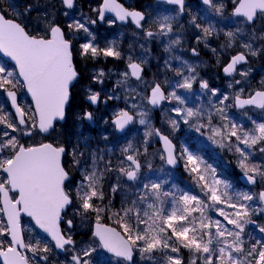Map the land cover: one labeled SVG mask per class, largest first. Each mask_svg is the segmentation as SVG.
I'll return each instance as SVG.
<instances>
[{
	"label": "snow or ice",
	"instance_id": "snow-or-ice-1",
	"mask_svg": "<svg viewBox=\"0 0 264 264\" xmlns=\"http://www.w3.org/2000/svg\"><path fill=\"white\" fill-rule=\"evenodd\" d=\"M164 2L176 6V15L150 21L143 12L125 8L116 0H101L92 9L95 18L81 13L80 19H76L77 0H59L60 14L68 21L45 10L43 20L36 21L35 33L24 21H30L34 12L40 15L38 3L29 0L22 11L17 3L6 0V6L0 4V54L14 62L12 70L0 63V89L7 93L15 110L13 114L0 106V264H52L50 254L54 249L71 253L66 264H94L89 258L100 250L111 254L113 259L107 264H137L136 256L141 264H158L156 253L162 254L167 264H183L181 249L190 253L189 264H264V238L256 239L245 232V226L253 223L250 216L264 213V207H254L257 201L264 204V189L259 193L233 190L231 184L217 178L216 169L197 151L181 145L177 152L169 135L153 128L147 119L149 105L155 108L164 101H175V106L167 109L176 114V118L168 120L173 130L182 122L202 136L207 133V139L220 149H234L246 183L259 182L264 186V120H255L248 114L251 109L264 113V80L258 89L245 94L244 85L251 69L241 67L251 57L264 55V0H231L230 13L225 0H201L212 16L230 19L234 30L218 29L207 15L192 16L189 20V25L198 30L197 45L210 48L217 56V64L220 56L228 54L222 70L225 76L232 77L228 84L232 92L210 87L207 80L200 78L196 65L172 55L183 40L174 31L173 22L184 15L186 5L185 0ZM107 13H113L115 18ZM117 21L132 23L140 30L143 43L139 44V55L134 54L132 44L125 55L115 41L105 46L97 43L92 26L111 27ZM221 33L224 39L218 51L210 47L209 38L220 39ZM245 36L247 39H242ZM162 38H167L164 51L169 54L164 64L175 72V77L159 82L154 76L149 82L144 77L145 66L153 58L150 44ZM254 41L262 43L257 47ZM237 48L242 50L229 51ZM191 52L193 56L200 55L196 47ZM110 57L126 62L115 87L111 92L105 87V77L111 72L94 69L84 87L87 107L81 105V110L75 112L73 89L85 79L78 64H95ZM173 60L179 64L174 66ZM197 83L198 94L193 91ZM94 85L101 87L97 90ZM15 89H25L30 94L29 107L18 104ZM181 89L184 93L179 92ZM185 93H192L197 99L207 97V105L187 106ZM121 98L125 107L113 109L111 119L100 117L103 123L113 132H124L139 117L138 123L146 130L143 151L129 142L113 162L112 149L91 147L90 137L84 134V121L96 124L99 105L107 107L109 101ZM232 108L244 110L242 115L248 117L251 126L232 119L228 115ZM69 125L73 129L69 135L77 137L75 144L67 138L61 142L58 137L56 143L22 142L25 137L47 140L58 126ZM77 128L79 131H75ZM153 136L164 145L162 152L155 153L162 162L155 169V179L154 165L148 158L149 138ZM102 138L109 139L107 135ZM257 156L259 159H254ZM181 163L200 189L199 194L171 183L172 173L166 166L174 169ZM111 173H116V182L106 188ZM125 177L130 183L123 182ZM117 192L121 194L120 207L114 210ZM218 205L233 211L226 213L215 207ZM208 208L227 223L206 215ZM22 214L31 218L35 228L50 240H26L22 234ZM77 217L81 225L93 222L92 242L82 248L77 247L73 238ZM103 220L113 221L120 230L101 223ZM259 231L264 233V226H259ZM99 264L106 262L101 259Z\"/></svg>",
	"mask_w": 264,
	"mask_h": 264
},
{
	"label": "flooded vegetation",
	"instance_id": "flooded-vegetation-1",
	"mask_svg": "<svg viewBox=\"0 0 264 264\" xmlns=\"http://www.w3.org/2000/svg\"><path fill=\"white\" fill-rule=\"evenodd\" d=\"M101 0H77V7L78 11L76 12V19H80L81 13L84 16H91L95 18V13L92 11L93 8L97 7L100 4ZM117 4L122 5L125 8L129 9H135L138 11H141L145 14L146 19L150 21H155L157 18L162 16H174L176 15L174 9L176 8L175 5H169L164 2V0H116ZM225 3L227 5V11L230 13L232 5L231 0H225ZM58 6L59 12L57 13V16L61 19V21H68V17H65L60 14V4H56ZM55 5V6H56ZM186 10L183 16L178 17L177 21L173 22L174 31L176 33H179L182 35L183 40L181 42V46H177L174 48V51L172 55H178L182 57V59L187 60L190 64L196 65V71L199 73V76L201 79L207 80L209 82L210 87H217L220 88L222 91L225 92H232L233 89L228 88L229 82L232 80V77H227L223 73L222 66L224 62L229 58L228 54L225 53L223 56H220V64H217V56L213 55L210 48H204L203 44L197 45L195 36L198 34V30L194 27H191L189 25V20L192 16L196 17H203L207 15L209 19H211L214 23H216V26L218 29L224 28L225 30H229L231 28L234 30V27L231 23L230 19H224L220 20L218 17H214L211 15V10L207 9V6L203 5L201 0H185ZM53 6V7H55ZM52 10V9H51ZM54 11L52 10L51 13ZM107 15L111 18H115L113 13H107ZM178 25H183V28L181 29ZM66 27V23L64 24ZM147 26V25H146ZM227 26V27H226ZM93 31L96 33V41L101 46L107 45L109 41H115L116 46L125 54L130 51L129 44L133 45L134 54L139 55L140 48L139 44L143 43V40L140 36V30L135 28V25L132 23H121L120 21H117L116 25L109 26L107 24H97L95 26H92ZM153 30H155V27L153 26ZM134 33H136L134 35ZM81 36L83 34H80ZM223 35L221 33V38L216 39L215 37L209 38V44L211 48H216L218 51H220V45L223 43ZM167 42V38H162L159 41H152L150 44L151 47V55L152 59L149 60L148 65L145 66V79L149 82L152 81L153 77L155 76L159 82H163L165 78L171 80L175 77V72L170 71L165 67L164 60L166 57H168V53L164 51V44ZM257 47L260 46V42L257 41ZM193 47L198 48L200 51L199 56H193L191 49ZM259 58H264V55L258 56ZM198 59L203 60V65L197 62ZM172 64L178 65L179 61L173 60ZM261 66V65H260ZM255 67L253 64L252 58L249 59V63L247 65H242L243 68H252L255 69V74L250 73V75L247 77V85L246 87V93L247 91H252L255 89H258L260 87V82L264 80V61L261 67ZM126 67V62L124 60H115L113 58H108L106 61L102 58L99 63H87L85 64L84 61H80L78 64V68L80 69L82 75L85 77V79L82 81L81 84L77 85L75 89H73L74 94V101H73V109L75 112H79L81 110L80 106L83 105L85 108L87 107V101L84 99V87L89 83L87 77H89L92 74V71L103 69L106 73L111 72L110 76L105 77V87L108 89L109 92H111L112 88L115 87L116 80L119 78L118 74L120 72H123ZM85 68V69H84ZM237 79V77H235ZM94 87L98 90L101 86L100 85H94ZM240 87V86H235ZM23 90V93H22ZM120 91L119 89L117 90ZM193 91L195 93H199V84H194ZM180 93H184V90H179ZM188 96L187 100V106H200V105H207V97H201L197 99L196 96H194L192 93H185ZM18 95L20 96V106L22 107H29L30 105L24 101V89H20L18 92ZM176 102H172V106H175ZM165 106L160 109V111H154L150 106H148L151 111L148 113V120L153 128L159 129L163 134L169 135V138L172 140L174 145L176 146L177 152L180 151L181 145H187L189 146L193 151H197L199 155H201L205 161L213 165L215 163L216 159V145L212 144L211 141L207 139V133L205 135H200V133L195 132L192 129H189V127L182 122L180 123V127L176 130H173L171 125L169 124L167 120V116L164 115ZM125 107L124 99L121 98L117 101H109L107 107L102 103L99 105V112L96 113L97 116V122L98 127L96 129L90 128L88 125L84 122V134L88 137H90L89 144L93 149L99 148L102 150L112 149L119 147L121 145L122 147L126 146L124 140L125 137H127L131 132V129L128 130V132L121 138L116 136L115 132L112 131V128L109 125H106L103 123V120L100 119V117H105L106 119H111V113L112 110L115 108H123ZM135 111V110H133ZM244 110H237L236 108H232L228 110V115L233 118L234 120L242 121L245 125L251 126L250 121L248 120L247 116L242 115V112ZM176 117V114L173 113ZM248 114L255 120H264V114H262L260 109H251L248 111ZM74 117V116H73ZM73 119V118H72ZM80 122L78 121L77 124ZM105 128L107 132L103 134L107 135L109 139L105 141L102 139L100 142L98 140V134L101 132V130ZM71 125H69L68 128H63L58 126L56 129V133L53 134V136H49L47 140H43L41 137H35L34 139L31 138H23L24 143H41V142H52L56 143V137L59 138L61 142H63L66 138L71 141L72 144H75L77 142L76 136H71L69 133L72 131ZM75 131H79V128L75 129ZM141 136V135H140ZM176 140H175V138ZM128 139L131 137L128 136ZM144 137H142L143 141ZM157 139V138H156ZM150 144L148 147V158L153 160V154L154 149H156V152L163 151L159 141L156 140L152 143L151 137L149 138ZM156 146V147H155ZM141 151H143L142 145H141ZM113 153V152H112ZM113 162L116 160L112 158V155L110 157ZM143 157H141V160L143 161ZM256 160L259 159V156L255 158ZM182 169L180 170L179 178L181 181L188 178L187 173L184 172L183 169V163ZM215 168V166H213ZM155 166H154V174L157 176L158 173H155ZM168 170V169H167ZM74 176L78 177V173L75 169L72 170ZM111 184L114 182H110ZM107 183L106 185L108 186ZM105 185V186H106ZM258 189V192L262 189ZM255 189H252L254 191ZM190 192H194L196 194L200 193L199 188H192ZM260 213L257 214V216H254L252 218L258 220L261 219ZM22 224L23 225H31L32 222L30 219L22 217ZM253 220V219H252ZM255 222V221H253ZM251 224V223H250ZM249 226V225H247ZM31 227V226H29ZM35 239H39L37 236H34ZM157 256L160 255L156 254ZM93 260L94 264H99V261L103 259L106 264L108 261L113 259L111 255L107 254L103 250H100L97 253L96 260H94L92 257L90 258ZM137 260V264H141L139 257H135ZM144 264H151L150 261L144 262Z\"/></svg>",
	"mask_w": 264,
	"mask_h": 264
},
{
	"label": "trees",
	"instance_id": "trees-1",
	"mask_svg": "<svg viewBox=\"0 0 264 264\" xmlns=\"http://www.w3.org/2000/svg\"><path fill=\"white\" fill-rule=\"evenodd\" d=\"M29 0H7V3H17L19 6H20V10L22 11L23 10V6L28 3ZM31 2L33 4H39V8H40V15L37 16V14L34 12L32 14V17L30 18V21H24L25 23H28L29 25V30L34 32L36 31V24L32 23V18L33 17H38L40 18L41 20H43V13L44 11L46 10L47 12L51 13V7L55 6L57 3H59V0H31ZM0 4H5L6 6V0H0ZM11 18V17H10ZM42 26V25H41ZM0 63H3L1 60H0ZM4 64V63H3ZM1 91V89H0ZM2 92H0V100L3 102V104H5L6 106V103H4V99L2 98ZM73 120H75V117H73ZM76 123H78V121H76ZM61 140V139H60ZM133 141V142H132ZM132 141H130L134 147H138L141 148V145H142V141H140L138 138H133ZM221 162H218L217 164V167H216V174H217V178L221 179V180H224L226 182L230 181V184L232 183L233 184V187L235 190L238 188L237 185L235 184L236 183V179H232V178H229L228 179V176L227 173L225 172V168L221 167L220 166ZM237 167V166H235ZM238 168V167H237ZM235 170V169H234ZM123 182L126 183L125 179L123 178ZM173 182L177 185V180L174 179ZM172 180H171V183H173ZM178 186V185H177ZM108 186L106 185V188ZM120 200H121V194H120ZM120 200L119 201H116L115 199L113 200V204L115 206L114 210L115 209H118L120 207ZM258 202V201H257ZM261 207V205L259 204H256L254 205V207ZM215 207H218V208H223V210L226 212V213H230L233 211V209H230V208H227L225 207L224 205H218V206H215ZM209 216H211L213 219H218V218H222L223 221H221L222 223L226 224L227 222L224 220V217L220 216L216 211H211L208 213ZM260 215H262L263 217V220H264V215L263 213H261ZM260 221V220H259ZM101 223H105V224H108L112 227H116L118 230H120L117 226L116 223H114L113 221H110V220H103L101 221ZM260 223H262V220L260 221ZM92 224L93 222L92 221H86L83 225L80 224V220H79V217H77V227L76 229L74 230L76 235H78V232H80L79 235H81V233H86L88 236H90L91 239L92 236H91V231H92ZM229 228H231L232 226L231 225H227ZM245 232L247 234H249L251 237H254L256 239H259V238H264V233H261L259 231V228H251V227H247L245 226ZM74 237H77V236H74ZM41 240H44L42 238H40ZM180 255L183 257L184 259V264H187L188 261L190 260V253L186 250V249H181V252H180ZM50 260L52 262V264H66V262H70V257H68L67 255L64 256V255H59L57 254L55 251H53L52 254H50ZM96 260V258L94 259Z\"/></svg>",
	"mask_w": 264,
	"mask_h": 264
},
{
	"label": "rangeland",
	"instance_id": "rangeland-1",
	"mask_svg": "<svg viewBox=\"0 0 264 264\" xmlns=\"http://www.w3.org/2000/svg\"><path fill=\"white\" fill-rule=\"evenodd\" d=\"M259 27H260V25L258 24L257 25V28L259 29ZM242 39H247V36H245V37H242ZM260 42V44L262 43L261 41H259ZM256 46H257V41H254L253 42ZM237 50H242V49H232V50H229V51H232V52H234V51H237ZM252 58V61H253V64L255 65V67H259L260 65L262 66V64H263V61H264V58H259L258 56L257 57H251ZM260 66V67H261ZM249 68V67H248ZM251 69V71H250V73H252V74H255V72H256V70L255 69H252V68H250ZM237 77V79H244V78H241V77H239V76H236ZM245 85H247V83L245 84ZM244 85V86H245ZM1 92V91H0ZM171 106H172V103H168L166 106H165V111H164V115H168V116H172L173 117V113L174 112H168L167 111V109H170L171 108ZM262 114H264V113H262ZM147 119H148V117H147ZM233 119V118H232ZM263 119H264V117H263ZM139 120V117H137V121ZM145 126L144 125H141V124H139V123H137V126L136 127H134L133 128V130L131 131V133L128 135V136H130L131 138H134L135 136H137V135H141V137H144V133H145ZM127 138V137H126ZM125 138V139H126ZM157 137H151V140H152V143L154 142V141H156V140H158V139H156ZM174 138H175V136H174ZM235 138H233V140H234ZM175 140H176V138H175ZM177 141V140H176ZM127 145V144H126ZM156 147V146H155ZM242 147V146H241ZM216 149L219 151V153H220V155H221V157L219 158L218 157V159H220V162H221V164H220V166L221 167H223V168H225L224 170H228V172H227V175H229L228 176V179L229 178H234L236 175H237V173L238 172H240L239 173V175H241V174H243V172H242V170L238 167V165H237V156H238V154L237 153H235V151H234V149L232 150V151H229L227 148H225V149H220L219 147H217L216 146ZM154 152L156 153V149H154ZM155 153L153 154V160H152V163H153V165L155 166V168H159V166L161 165V161H160V159H159V156L158 155H155ZM256 158V157H255ZM254 158V159H255ZM218 159H215L216 161L218 160ZM235 166H237V167H235ZM235 169V170H234ZM169 171V170H168ZM174 173H172V176L170 177V181L172 180V182H173V180L174 179H176V180H178V182L180 183V188L181 189H183V190H186V191H190L192 188H197L194 184H193V182H192V180L190 179V177L187 175V177L188 178H186V179H184L183 181H181L180 180V178L179 177H177V176H179V172H178V175L177 174H174ZM234 174H236V175H234ZM176 175V176H175ZM239 175H238V177H239ZM235 179V178H234ZM228 183L230 184V181H228ZM111 184V183H110ZM238 184V183H237ZM231 185H232V187H233V184L231 183ZM238 188L235 190L234 188H233V190H235V191H237V192H249V191H247V190H245V189H243L242 187H240V186H237ZM258 188H260V189H264V186H262L260 183H259V187ZM250 192H252V193H259L258 192V189H255L254 191H250ZM210 203V202H209ZM244 203H249L248 201H245ZM211 211H214L212 208H208V209H205V214L206 215H209L208 213L209 212H211ZM261 214V213H260ZM196 215H199V213H197ZM254 216H257V214H254V215H251L250 216V218H252V217H254ZM261 217V219H263V217H262V215L260 216ZM220 221H223V219L222 218H218ZM247 225H250V223L249 224H247ZM259 226H264V221H263V223L262 224H258V226H257V228H259ZM250 227V226H249ZM24 230H25V232H26V234H28V236H27V238L28 239H35L34 237H33V232H32V230L30 229V228H26V227H24ZM80 234V232H78V235H76V233H75V231H74V233H73V238H75L76 239V242H77V247L78 248H82V247H86V246H88L91 242H92V239H91V241L89 242V241H85V240H83V238H82V236H83V233H81V235H79ZM85 235V234H84ZM74 236H77V237H74ZM84 237V236H83ZM156 254H159V253H156ZM173 255H175V254H173ZM96 256H97V253H93L92 254V258L93 259H95L96 258ZM68 257H70V260H71V253H68ZM90 257V258H91ZM89 258V259H90ZM157 258H158V261H160V260H162L160 263H158V264H167V261H166V259L163 257V255L162 254H160V257H158L157 256ZM190 259V258H189ZM183 264H184V259H183ZM187 264H189V261H188V263Z\"/></svg>",
	"mask_w": 264,
	"mask_h": 264
},
{
	"label": "bare ground",
	"instance_id": "bare-ground-1",
	"mask_svg": "<svg viewBox=\"0 0 264 264\" xmlns=\"http://www.w3.org/2000/svg\"><path fill=\"white\" fill-rule=\"evenodd\" d=\"M51 9L54 11V13L57 15V13L59 12V9H58V6L56 5L55 7H51ZM57 18L59 19V20H61L58 16H57ZM41 20L40 18H38V17H33L32 18V23H34V24H36V21L37 20ZM42 21V20H41ZM197 62H199L200 64H202L203 65V60L202 59H198L197 60ZM85 69V68H84ZM105 132H107V130L105 129V128H103L102 130H101V132L98 134V140H99V142L103 139L102 137H103V134L105 133ZM137 147H138V145H137ZM122 148V146L121 145H119V147H117V148H113V153H112V158L113 159H117V158H119L120 157V149ZM110 182H116V173H111V174H109V177H108V182L107 183H110ZM115 200L116 201H119L120 200V192H117L116 194H115ZM85 234V235H84ZM84 236V237H83ZM83 236H82V238H83V240H85V241H91V238H90V236H88L86 233H83Z\"/></svg>",
	"mask_w": 264,
	"mask_h": 264
},
{
	"label": "water",
	"instance_id": "water-1",
	"mask_svg": "<svg viewBox=\"0 0 264 264\" xmlns=\"http://www.w3.org/2000/svg\"><path fill=\"white\" fill-rule=\"evenodd\" d=\"M0 58L1 59H3L5 62H7V63H9V64H11V65H13L14 66V62H12L8 57H3V55L2 54H0ZM26 91V90H25ZM26 95H27V97H28V99L30 100V102H31V96H30V94H28L27 92H26ZM5 97H6V99L8 100V103H9V105H10V108H11V111H12V113L14 114V112H15V110L12 108V105H11V101H10V99L8 98V96H7V93H5ZM163 103V102H162ZM162 103H161V105H162ZM160 105V106H161ZM160 106L159 107H155V108H153L154 110H158L159 108H160ZM238 110H241V109H238ZM87 122V121H86ZM132 124H129L127 127H126V129L124 130V132H117V134H119V135H122V134H124V133H126V131L128 130V128H130V126H131ZM91 126H94V125H91ZM160 142V141H159ZM160 145H161V147L163 148V150H164V145H163V143L162 142H160ZM169 167H171V166H169ZM181 166L179 165L178 167H176V168H174V169H179ZM127 180V179H126ZM128 182V181H127ZM240 182L244 185V186H246V187H250V186H252L251 184H247L246 183V181L243 179V176H241L240 177ZM128 183H130V182H128ZM263 206H264V204H263ZM22 216H24L23 214H22ZM26 218H29V217H27V216H25ZM4 219L6 220V217H4ZM30 220H31V218H29ZM32 223H33V225H34V222L32 221ZM255 226V225H254ZM34 227H35V225H34ZM36 230H37V232L41 235V236H43V237H45L46 239H48V240H50V237H48L47 236V234H45V233H43L40 229H38V228H36ZM23 234V233H22ZM23 236H24V234H23ZM53 244H54V242H52ZM57 250V252H59V253H64V252H62V251H60V250H58V249H56ZM107 253V252H106ZM107 254H109V255H111L110 253H107Z\"/></svg>",
	"mask_w": 264,
	"mask_h": 264
}]
</instances>
